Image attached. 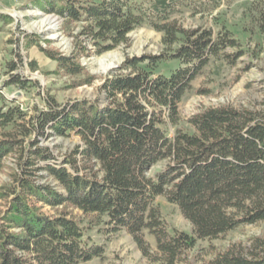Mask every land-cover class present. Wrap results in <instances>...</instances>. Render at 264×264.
<instances>
[{"label":"trees","instance_id":"trees-1","mask_svg":"<svg viewBox=\"0 0 264 264\" xmlns=\"http://www.w3.org/2000/svg\"><path fill=\"white\" fill-rule=\"evenodd\" d=\"M48 2L49 10L68 23L84 24L76 36L90 40L97 54L119 46L143 24L163 33L167 49L128 58L123 67L129 72L108 76L102 85L106 105L86 99L50 103L32 116L41 133L48 127L59 136L76 134L82 143L62 162L44 166L63 190L29 174L37 157H51L40 146L24 160L25 174L14 172L13 184L2 188L1 197L14 195L0 217V264H80L104 255V245L90 243L81 219L66 209L48 215L38 201L94 214L93 221L107 215L115 230L126 228L133 234L144 255L150 252L143 234L148 229L162 264H194L187 260L188 251L200 238L215 239L238 226L264 221V110L211 106L188 118L189 127L178 126V104L191 82L212 57L235 45V39L227 28L215 38L212 29L190 31L173 17L185 7L212 11L222 0ZM78 43V53L70 55L42 48L58 62L54 72L73 77L71 86L89 84L93 77L79 58L89 54L88 46L82 39ZM167 60L179 64L156 70ZM4 108L0 106L1 127L26 114L16 106ZM169 125L175 128L172 134ZM14 143L9 137L0 140V170ZM168 158L157 179L149 177L147 171ZM159 194L178 203L192 233L168 231L154 202ZM201 264H264V249L244 252L232 245Z\"/></svg>","mask_w":264,"mask_h":264},{"label":"rangeland","instance_id":"rangeland-1","mask_svg":"<svg viewBox=\"0 0 264 264\" xmlns=\"http://www.w3.org/2000/svg\"><path fill=\"white\" fill-rule=\"evenodd\" d=\"M49 9L48 0H0V106L3 105L4 109L8 105L16 106L26 113L17 122L0 126V140L9 137L15 142L14 150L5 157L0 170V192L4 186L13 184L14 172L21 176L25 174L27 164L24 160L38 146L51 157H37L36 164L29 167V174L39 183H48L63 190L54 176H48L44 166L62 162L65 154L82 143L81 138L76 134L59 136L48 127L43 134L32 116L40 109L49 108L50 103L56 106L86 99L106 105L102 85L108 76L129 72L123 67L128 58L157 55L167 49L162 41L163 33L143 24L131 31L127 40L119 46L97 54L90 40L76 36L84 24L68 23L64 16ZM263 12L264 0H222L212 11L202 12L185 7L174 15L177 23L190 31L210 28L217 38V32L227 28L235 39V45L226 46L212 57L191 82L192 88L178 104V126L189 127L188 118L211 106L229 104L239 109L264 110ZM47 19H50V23L46 26ZM79 39L87 44L90 51L79 57L80 62L88 75L93 77L89 84L71 86L73 77L61 71L54 72L58 62L47 56L42 48L65 55L77 54ZM178 64L176 60H167L156 65V70L165 72ZM169 128L172 134L175 128L171 125ZM168 162L169 158L154 164L147 171L149 177L156 180L157 173L167 167ZM13 195L0 196V217ZM154 202L160 207L170 233H192V223L182 215L178 203L169 202L166 194L157 195ZM36 205L42 206L48 215L68 210L82 220L90 243L104 245L102 257L80 264H162L155 237L148 229H144L143 234L150 252L144 255L133 234L126 228L115 230L105 214L93 221L91 218L94 214H85L74 207L60 205L52 208L41 201ZM232 245L241 247L244 252L264 249V221L238 226L215 239L200 238L196 246L189 249L187 260L201 264Z\"/></svg>","mask_w":264,"mask_h":264},{"label":"bare ground","instance_id":"bare-ground-1","mask_svg":"<svg viewBox=\"0 0 264 264\" xmlns=\"http://www.w3.org/2000/svg\"><path fill=\"white\" fill-rule=\"evenodd\" d=\"M50 19H47V21L45 22V25L47 26V24L49 25L50 21H48Z\"/></svg>","mask_w":264,"mask_h":264}]
</instances>
